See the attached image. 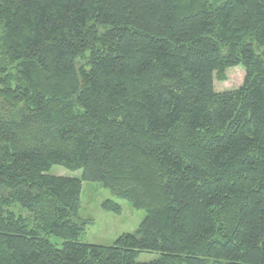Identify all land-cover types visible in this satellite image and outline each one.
Segmentation results:
<instances>
[{"label":"trees","instance_id":"trees-1","mask_svg":"<svg viewBox=\"0 0 264 264\" xmlns=\"http://www.w3.org/2000/svg\"><path fill=\"white\" fill-rule=\"evenodd\" d=\"M83 181L136 231L81 241ZM0 264H264V0H0Z\"/></svg>","mask_w":264,"mask_h":264},{"label":"rangeland","instance_id":"rangeland-1","mask_svg":"<svg viewBox=\"0 0 264 264\" xmlns=\"http://www.w3.org/2000/svg\"><path fill=\"white\" fill-rule=\"evenodd\" d=\"M226 79L222 82L214 81L216 91L228 90L238 87L244 78L242 66H235L225 71ZM53 175L80 177L81 170L71 171L61 165H53L49 169ZM112 200L121 206V212L115 214L102 208L105 200ZM145 216L144 210L134 209L131 204L123 199L114 197L99 182L83 181L80 193V208L78 219L85 221V232L80 240L100 245L112 244L118 236L124 233H133ZM52 242L60 245L62 240L51 237ZM154 252H141L138 261L147 262L158 258Z\"/></svg>","mask_w":264,"mask_h":264}]
</instances>
